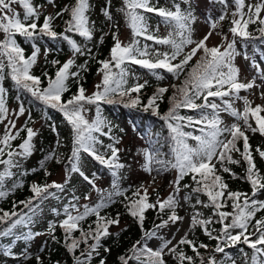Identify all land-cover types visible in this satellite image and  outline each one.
Listing matches in <instances>:
<instances>
[{
    "label": "snow or ice",
    "instance_id": "snow-or-ice-1",
    "mask_svg": "<svg viewBox=\"0 0 264 264\" xmlns=\"http://www.w3.org/2000/svg\"><path fill=\"white\" fill-rule=\"evenodd\" d=\"M48 2L54 5L55 0H48ZM184 2L189 3V0H184ZM219 2L224 5V10L216 20L209 17L210 31L202 39L196 41L192 38V24L195 21V16L190 6L184 10L180 4H173V7L169 9L155 6L151 0H123L120 11L124 13L132 29V41L125 45L119 39L118 34L113 32L114 43L110 49V58L97 61L101 65L98 72L102 74V78L100 83L95 86L96 91L91 95H86V89L81 85L78 87L77 93L67 100H62L63 94L69 90L66 82L70 78H74L79 84L81 70H87V61L76 66L77 71H70L75 61L71 58L68 59L57 68L54 78L45 71L43 76L47 78V86L41 87V77L31 72L32 67L37 62L40 49L34 46L32 54L26 57L24 49L19 46L15 36H23L26 40H34L38 36L63 39L71 46L74 54L92 56L91 49L82 48L76 40L68 35V33H74L86 40L93 38L94 22H90L87 15L91 8L89 0H75L74 4L66 5L55 15H45L42 24L38 23L42 6L34 5L32 0H0V32L4 34V38L0 40V81L5 79V70L7 69V75L14 81L18 89L30 93L35 100L61 112L73 131V146L71 155L68 157V166L65 169L64 184L55 181L45 185L33 184L31 191L34 196L28 201L20 202L30 210L31 215L23 212L0 210V224L7 225L0 229V236H12L14 229L18 226L31 224V216L35 215V209L38 207V204H33V200L42 202L49 196H54L55 193L49 192L50 188L63 192L72 173H78L84 181L95 188L94 179L85 175L81 170V153H86L101 165L106 166L113 177L118 176V170L124 167L118 162L120 149L115 146L119 140L110 136V126L99 115V104L101 102L115 103L116 101L113 99L115 96L120 98V102H123L125 107H134L140 103L139 95L133 97L131 94H139L147 81L144 84L137 82L126 87L128 72L123 67L125 63L140 65L152 72L153 75H157L158 79L163 77L155 71L157 69H164L179 79L181 74L185 73L186 66L189 65L193 57L198 52H202L196 63L187 71L185 79L179 85L172 86L176 91L170 97L171 107L161 117L166 122L170 132L173 160L157 159L158 151L145 150V171L149 173L153 171V164H159L161 168L170 166L177 170V176L172 182L175 186L174 191L167 198L160 199L158 197L155 203H151L149 202L148 189L141 185L132 194L135 199L125 197V200L128 201L125 206L129 214L138 220L143 235L129 250L131 255L121 256L119 259L121 264H129L130 260L137 261V264H166L164 257L170 254L177 264H195L194 257L187 255L180 248L182 245H187L192 249L195 256L200 257V264H218L214 256L210 255L205 259L201 255L199 249H207L208 245L201 243L197 246L194 241L187 238V232L175 244H173L174 236L172 239L163 236L158 237L160 229L168 227L169 224L176 225L177 222L183 220V217L176 214V208L179 205L177 196L180 191V182L185 176L191 175L195 186L184 185V188H191V192L184 196V200L191 201L193 194H197L195 203L192 205L195 211L190 217V227L201 226L210 239L219 242L213 249L214 252L222 253L226 246L240 242L252 249L250 258L245 253V264H264V218L255 219L256 213L264 209V200L254 199L257 192L264 190V176H261L256 169L249 137L246 135L247 131H251L253 133L259 132L264 136V116L260 115L261 112H264V105L252 107L247 96L239 95L241 90L248 91L253 87H264V83L256 84L257 77H253L248 82H242L239 79L240 70L233 63L236 54L235 37L239 36L245 41L253 38L252 34L247 31L249 24L258 23L261 27L257 31L264 37V16L261 15L264 12V0H260L259 3L248 4L247 12L244 11V0H233L236 9L232 13V26L229 29L233 39L229 40L226 35L220 34L222 35V44L209 47L207 41L213 35L217 23L225 19L230 7L228 0H219ZM17 4L24 10L22 18L13 7ZM110 7L111 0H106V6L101 9L109 21L112 20ZM138 10H142V12ZM65 12L68 13L69 19L64 21V31L57 33L54 30L53 21L57 17H62ZM143 13L158 15L173 31L169 32L167 37H157L150 33ZM137 36H143L146 40L154 41L155 44L168 45L170 51L161 52L147 44L141 48L139 41L135 39ZM103 39L104 36L102 35L99 42L103 43ZM189 45L194 46L185 52V48ZM245 58L247 59V56ZM52 64L57 65L60 62L53 60ZM253 66L257 69L259 79L264 82V69H261L260 65L255 62H253ZM113 69L118 71H113ZM167 91V87H159L149 97L148 103L144 105V110L147 111L152 108L153 114H159L156 111L159 107L156 101L162 99ZM260 96L264 99V91L260 92ZM6 97L7 90L0 84V123L7 120L4 133L0 136V164L5 166L3 171H0V197L6 195V192L2 190V185L7 177L13 175L11 169L18 166L17 157L31 155L32 138L36 135L31 127H27V121L23 127L16 128V120L10 118ZM124 97H128L126 102ZM210 98L214 99L210 100ZM216 98L219 99L220 103L216 102ZM201 99L202 103H196V100ZM237 100L243 101L242 111L233 106ZM85 105H96L97 107V116L91 121L86 119L84 115L88 111ZM181 108L197 111L198 115L181 116L178 111ZM208 109L211 111H207ZM25 111V107L20 103L18 111H15L13 115L18 118ZM221 112L228 113L235 122L224 124L220 117ZM250 116L255 118L256 127L249 123ZM241 121L243 124L240 123ZM185 126L193 128L199 126L200 134L196 135L194 132L183 131ZM105 128H108L109 131L106 132ZM22 131L26 132V138L16 148H13L12 141L19 138ZM101 136H109L113 143L104 145L103 140L100 139ZM241 139L243 140V151L237 147V142ZM189 140L195 141V144H189ZM256 151L261 158H264V150L257 148ZM233 152L240 153L242 160L247 164L243 179H246L251 185V196L247 193L229 190L228 184L218 174L219 172L231 173V168L227 164H239L241 162L233 158ZM5 156L6 159H4ZM46 159H56L57 163L60 162L55 149L49 153ZM41 167H43V163ZM46 174L48 173L46 172ZM232 175L235 174L232 173ZM113 188L114 194H123L115 180L113 181ZM200 194L206 196L207 200H201ZM112 195L113 193H110L107 197H102L95 205H78L72 202L78 201V197L73 196L72 201L64 206V218L58 222H49L48 234L53 240L56 239L54 232L57 224L64 230L65 247L73 255L74 264H91L93 255H99L98 249L101 246V239L111 235L110 226L119 225V215L115 218L100 215L105 204L111 201ZM88 198L85 196V199ZM229 201H231V212L225 210ZM197 206L211 208L213 210L212 216L203 218ZM157 208L159 212L168 209L170 214L167 219L158 216L160 223L154 225L153 230H144V213L148 209ZM53 211L56 210L53 209ZM89 216H95L96 219L85 229L82 222ZM213 217L216 219L213 220ZM229 218L230 222L226 223ZM253 220H255L254 223ZM213 223H219L222 226L217 235H213L217 230L209 227ZM250 227L251 231H249ZM235 229H239V231L233 234L232 230ZM76 231L80 232L79 237L73 236ZM178 231L179 228H177ZM38 235L41 233L29 232L24 235V238L32 239ZM157 237L161 241L159 246L155 249L149 247L148 241ZM89 241L92 242L89 243ZM81 244L85 245L83 249H80ZM78 249H80L79 255L76 254ZM105 251L108 249L105 248ZM4 254L12 255L10 250L5 251ZM36 259L38 262L40 261V257ZM228 259L231 260V257ZM100 264H104V261L101 260ZM232 264L235 262L232 261Z\"/></svg>",
    "mask_w": 264,
    "mask_h": 264
},
{
    "label": "trees",
    "instance_id": "trees-1",
    "mask_svg": "<svg viewBox=\"0 0 264 264\" xmlns=\"http://www.w3.org/2000/svg\"><path fill=\"white\" fill-rule=\"evenodd\" d=\"M197 1L200 0H189V3H185L184 0H151V3L157 7L169 9L173 7V4H180L181 8L184 10H187L190 6L193 15L195 16V21L192 24V38L199 41L196 37V33L197 24L200 18L202 17L207 22L210 31L208 22L209 17H211L212 20H216L224 10V5L220 3L219 0H209V7L212 8L211 10L216 16L213 18L210 13H205L203 11L201 6L197 4ZM74 2L75 0H55L53 5L50 4L48 0H32L34 5L42 6L40 8L41 16L38 21L39 24L43 23L45 15H55L56 12L63 9L66 5H72ZM89 2L91 4V8L87 15L90 22H94L93 38L91 40H86L74 33H68V35L72 39L76 40L82 48L91 49L92 56L74 54L71 46L63 39H51L47 36H38L34 40H26L23 36H15L19 46L24 49V55L26 57L32 54L34 46L40 49L37 62L32 67L31 72L32 74L41 77V87L47 86V78L43 76L45 71L49 74V76L54 78L57 68H59L60 65L68 59L71 58L75 61V64L70 71H77L76 66L84 64L85 61H87V70H81L79 84L74 78H70L66 82L69 90L63 94L62 100H67L73 94L77 93V89L81 85L86 89V95H91L96 91L95 86L100 83L102 78V74L98 72L101 65L97 63V61L110 58V49L114 43L112 33H117L118 37L120 35V15L122 13L120 9L123 6V0H111V21H109L101 11V9L106 6V0H89ZM244 2V11L247 12L248 4L259 3L260 0H244ZM228 4L230 7L227 10L225 19L223 21H219L214 30V33L221 37V41L215 45H210L207 42V46L209 47L222 44V35L220 34L226 35L229 40L233 39L229 29L232 26V13L235 11L236 6L233 0H228ZM50 5L53 7L51 10H49ZM18 7L20 8L18 12L22 18L24 10L20 5H18ZM138 11L142 12V10ZM152 14L154 16H151L150 13H143L146 17L147 24L149 23V19L154 24L150 33L156 35L157 37H167L169 32H172L173 29L169 25L165 24L161 17L154 13ZM261 15H263V12ZM67 19H69L67 12H65L62 17L54 19L53 27L57 33H62L64 31V21ZM123 22L130 30L133 39L132 29L130 28L124 13ZM259 27L261 26L258 23L248 25L247 31L252 34L253 38H250L247 41L243 40L239 36L235 37L236 54L234 56L233 63L240 70V80L243 79L242 60L246 59L245 56H247V59H250L253 56V50H255L261 54L264 60V37H262L257 31ZM162 28L166 29L165 33L161 31ZM0 33V40H2L4 38V34L2 32ZM102 35L104 36V39L103 43H100L99 40ZM135 39L139 41V46L141 48L147 44L152 46V48L159 49L161 52L170 51V47L168 45L155 44L154 41L146 40L142 36H137ZM240 45L244 48V52L239 47ZM193 46L194 45H189L186 47L185 52L189 51ZM201 55L202 52H198L197 55L193 57L192 61L189 62V65L186 66L185 73L181 74L179 79H176L171 73H168L164 69H157L155 71L159 74V76L163 77L162 79H158L157 75H153L152 72L140 65L125 63L123 67L128 72L126 87L137 82L144 84V82L147 81V84L143 89H141L139 94H131L133 97L139 95L140 103L134 107H125L124 103L120 102V98L115 96L113 97L116 101L115 103L101 102L99 104V115L110 126V136L119 140V143L115 146L120 149L118 153V162L123 164L124 167L118 170L117 177H113L106 166L101 165L99 162L90 157L93 163L91 178L94 179L95 184L98 182H100L98 185L102 184V187L100 186V194L93 202H91L90 205H95L102 197H107L110 193H113L111 201L105 204L100 212V215L110 218H115L119 215L120 221L118 226H110L109 232L111 235L101 239V246L98 249L99 255H93L91 264H100L101 260L104 261V264H121L119 257L131 255L129 250L136 241L141 239L143 235L141 226L138 223V220L129 214V211L125 206L128 203V201L125 200V197L135 199L132 197V194L140 188L141 185L148 189L149 202L151 203H155L158 197L160 199L167 198L168 195L174 191L175 186L172 182L177 176V170L170 166L161 168L159 164H153V171L150 173L145 171V150L158 151L159 155L157 159L173 160L170 147L172 144L170 132L166 122L161 119V117L166 114L171 107L170 97H172L176 91L172 86L179 85L185 79L187 71L196 63ZM53 60L59 61L60 64L53 65ZM249 69L250 67L246 69V71H249ZM113 71L118 70L113 69ZM0 84H2V86L7 90L6 105L8 109H10L11 105L18 108L20 103H22L26 109L24 113L25 119L21 127L25 125L26 121L28 122L27 127L31 128L38 120H41L43 125L41 129V139H37V141L35 137L36 135L32 138V144L37 141V146L32 147L31 155L26 157H17L18 166L11 169L13 175L7 177L2 185V190L6 192V195L4 197H0V210L8 212L15 211L17 213L23 212L31 215L30 210L20 202L28 201L34 196V193L31 191L33 184H51L54 181L51 178L58 166L63 164L66 169V166H68V157L71 155V149L73 146V131L61 112L35 100L30 93L18 89L14 81H12L10 76L7 75V69L5 70V79L0 81ZM159 87H167L168 91L164 93L162 99L156 101L159 105L156 111L159 114H153L152 108H149L146 111L144 110V105L148 103L149 97H151ZM246 92L247 94L245 96H247L251 102L252 107H255L256 105H264V103H256L250 91ZM123 99L126 102L128 97H124ZM211 99L214 98H210V100ZM216 102L220 103L218 98H216ZM196 103H202V99L196 100ZM85 107L88 111L85 112L84 115L86 119L91 121L97 116V107L96 105H85ZM178 111L181 116L198 115L197 111L186 108H181ZM207 111L210 112L211 109H208ZM260 115L264 116V112H261ZM220 117L223 120L221 113ZM249 123H251L253 127H256L254 117L250 116ZM241 124H243V122ZM2 125L3 123H0V136ZM198 128L199 126L196 128L185 126L183 131L194 132L196 135H199L200 133ZM105 131L107 132L109 129L105 128ZM127 135H129L131 139L126 143H122L124 137ZM246 135L249 137V144L256 169L261 176H264V158H261L259 153L256 151L257 148L264 150V136H262L259 132L253 133L251 131H247ZM24 138H26V132L22 131L20 133V137L12 141L13 148H16L17 145L22 143ZM109 143H113V140L106 139L104 145ZM188 143L194 145L195 141L189 140ZM237 147L243 151L242 139L237 142ZM53 149H55L56 156L60 160L59 163H57L56 159H46ZM101 150L103 151L104 149ZM17 151H19L18 148ZM85 155L86 153H81L80 161ZM232 155L234 159L240 160L241 162L239 164H227V166L231 168V173L219 172L218 174H220L223 177L224 182L228 184L229 190L247 193L251 196V185L246 179H243L246 174L247 164L242 160L240 153L233 152ZM6 158L7 157L5 156L4 159ZM42 163L43 167H41ZM4 167V165L0 164L1 171H3ZM217 168H219V165H217ZM138 171L143 174V178L137 176ZM46 172L48 174H46ZM232 173L235 175L233 176ZM72 174L70 178L72 177ZM93 174L95 175L93 176ZM114 180L118 184L119 190L123 193L122 195L114 194ZM60 184L64 183L61 182ZM185 184L192 185L193 187L195 186L191 179V175L185 176L180 182V191L177 196L179 205L176 208V214L183 217V219L187 215L190 217L193 215L195 209H193L192 205L195 203V197L197 195L193 194L191 201L184 200V196L191 192V188H184ZM66 187L67 185L65 188ZM96 187L98 188L97 185ZM91 188L87 190L85 194H88L91 191ZM49 192L55 193V195L49 196L42 202L33 200V204H38V207H40L47 204L50 199L56 198L57 204L61 202L63 203L62 215L58 216L56 219L53 218L44 224H39V227H34L33 224H29L27 226L21 225L14 229L12 236H0V264H74L73 255L69 253L65 247L64 230L57 224L54 232L56 239L53 240L51 235L48 234V226L49 222H58L64 218V206L72 201L73 196L78 197V201H72L78 205L82 197L81 195L73 194L71 197L65 198V195H62L61 191L55 188H50ZM262 192H264V190L257 192L254 199L264 200L259 198V194ZM200 199L206 201L207 197L200 194ZM197 209L200 213H202L203 218L212 216L213 210L211 208L197 206ZM225 210L229 212L232 211L231 201H229L228 207ZM169 214L170 210L168 209H165L164 212H159L158 208L146 210L144 213L145 219L143 222V229L148 231L153 230L154 225L160 223L158 216L160 218L167 219ZM261 218H264V209L256 213L255 219ZM95 219V216H89L84 222H82V226L86 229ZM215 219L216 217H213V220ZM227 222H230V218L229 221H226V223ZM254 222L255 220H253V223ZM6 226V224H0V229H3ZM93 227H95V225H93ZM209 227L216 229L217 231L214 232L213 235H217L222 226L219 223H213L209 225ZM251 230L252 229L250 227L249 231ZM232 231L233 234H235L239 231V229ZM29 232L41 233V235L34 236L32 239H25L24 235ZM186 232L188 233L187 238L194 241L197 246L201 243L208 245L207 249H199L201 255L205 257V259L210 255L214 256L218 264H232V261H234L235 264H245V253H247V257L249 258L252 255V249L240 242L235 245L226 246L224 252L222 253L214 252L213 249L219 242L217 240L210 239L199 225H195L193 227L189 226ZM79 235V231L73 233V236L75 237H79ZM160 236H163L161 229L158 232V237ZM91 242L92 241H89V243ZM84 247L85 245L81 244L80 249H83ZM105 248H107L108 251H105ZM180 248L187 255L194 257L195 264H200V257L195 256L189 246L182 245ZM80 249L77 250V255H79ZM9 250L12 255H5L4 252ZM37 257H40L39 262L36 259ZM229 257H231V260L228 259ZM164 259L166 264H177L176 260L170 254L166 255ZM129 264H137V261L130 260Z\"/></svg>",
    "mask_w": 264,
    "mask_h": 264
},
{
    "label": "rangeland",
    "instance_id": "rangeland-1",
    "mask_svg": "<svg viewBox=\"0 0 264 264\" xmlns=\"http://www.w3.org/2000/svg\"><path fill=\"white\" fill-rule=\"evenodd\" d=\"M197 4L199 6H201V8L203 9V11L205 13H210L213 18L216 17L214 12L211 10L212 8L209 7V0H200V1H197ZM13 7L16 9V11H19V9H20L18 7V5H14ZM52 8L53 7L50 5L49 10H51ZM211 12H213V13H211ZM150 15L152 16L153 14L150 13ZM263 15H264V12H263ZM120 19H121V28H120L119 39L121 40V42L123 44L130 43L132 36H131L130 30L128 29V27L123 22V12L120 15ZM147 25H148L149 32H151L154 24L152 23V21L150 19H149V23ZM161 31H163L165 33L166 29L162 28ZM208 32H209L208 24L201 17L198 24H197V33H196L197 39L198 40L202 39L204 37V35ZM0 37H1V33H0ZM220 41H221V37L219 35L213 33V35L209 38V40L207 42L210 45H215ZM239 47L241 48V50L244 49L242 47V45H240ZM253 62H255L256 64H259L261 69H264V60H263L261 54L255 50H253V56L250 59H243L242 60V73H243L242 78L243 79H241V81L242 82H248V81L252 80L253 77H257L256 84L260 85L264 82H262L259 79V77L257 76V69L253 66ZM249 67H250L249 71H246V69H248ZM248 91H250L252 93V97L256 103H261V104L264 103V99H262L260 96V92L264 91V87H260V88L253 87L252 89H249ZM246 94H247L246 91L241 90L239 95L243 97ZM233 106L242 111L243 101L237 100V101H235ZM15 111H18V108L13 107L11 105L10 109H9L10 118L16 120V128L19 129L23 124V121L25 119V114H23L17 118L15 115H13V113ZM221 114L223 116L224 124H231V123L235 122L234 118L231 117L228 113L221 112ZM6 123H7V120H5L3 125H2L1 136L4 133ZM240 123H242V121ZM42 126L43 125H42L41 120L36 121L32 126V129L36 133V136H35L36 140L37 139L40 140L42 137V132H41ZM13 132H15V129H13ZM100 138H102L101 140H103V142H105L106 139H110L109 136H102ZM130 139H131V137L129 135L125 136L122 143H126ZM37 141L36 142L33 141L34 142L32 144L33 147L37 146ZM80 163H81V170L85 173V175H88L89 177H91L92 170H93V163L90 159V156H88L86 154L83 157V159H81ZM137 176L141 177V178L144 177L143 174L139 171L137 172ZM51 179L54 180L55 182H58V183H61V182L64 183L65 182L66 172H65V166L63 164L58 166V168L55 169V172H54ZM99 183L100 182L96 183L95 188H94L92 185H90L86 181H84L83 178L78 173H73L72 177L68 179V183L66 184L67 187L62 192V195H65L64 196L65 198H67L73 194L74 195H81L82 198L80 200L79 205H84V204L90 205L91 202H93L101 192L102 184L98 185ZM96 185L98 186V188L96 187ZM90 188H91V191L88 194H85V192L87 190H89ZM97 189H99V191H97ZM84 195H86L89 198L85 199ZM259 198L264 199V192L259 194ZM56 200H57L56 198H52L49 200V202L47 204L40 206V207H37L35 209V215L31 216V219H32L31 224H33L34 227H37L39 224H42V223L44 224L53 218L56 219L58 216L62 215L63 203L61 202V203L57 204ZM53 209H55L56 211L54 212ZM81 211H83L82 208H81ZM190 222H191L190 216L187 215L182 221L177 222L176 225L169 224L168 227L162 228L161 233L164 236V238H167V239H172L174 236L175 238L173 239V244H175L176 241H178L185 234V232L188 230V228L190 226ZM177 228H179L178 232H177ZM160 243H161V241L159 238H153V239L148 241L149 247H152L153 249L157 248Z\"/></svg>",
    "mask_w": 264,
    "mask_h": 264
}]
</instances>
